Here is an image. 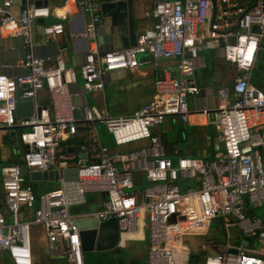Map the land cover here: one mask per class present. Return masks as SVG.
I'll return each instance as SVG.
<instances>
[{
	"label": "built area",
	"instance_id": "2783aa9c",
	"mask_svg": "<svg viewBox=\"0 0 264 264\" xmlns=\"http://www.w3.org/2000/svg\"><path fill=\"white\" fill-rule=\"evenodd\" d=\"M51 1L0 0V34L20 38L25 49L19 62L24 73L0 74V132L16 137L19 159L1 167L0 255L5 252L9 264H32L29 231L39 225L48 248L59 247L64 264H84L75 224L81 217L70 209L84 205L88 193L99 192L105 194L103 209L87 217L99 222L114 217L119 245L137 233L140 220H147L146 264H188L191 249L185 237L207 236L218 219L224 221L225 242L202 243L200 249L211 253L203 255L199 264H264V220L249 214L264 205L260 151L264 149V70L256 77V61L264 52V0H157L150 11L153 25L142 31L136 45L107 51H101L98 42L100 0H64L65 7L73 1L88 14L83 37L89 47L78 69L85 93L103 92L111 72L138 67V55L176 61L154 79L152 99L125 117H112L87 105L75 107L69 85L75 83L76 71L66 67L61 52L45 57L34 54L32 26L49 16ZM16 4L21 6L17 13ZM69 14L66 9L61 18ZM63 31L60 22L41 29L46 40ZM217 48L235 68L231 83L218 89V103L211 109L220 151L211 160L179 157L174 161L165 155L156 129L167 117L188 122L187 98L200 93L191 80L196 59L200 52ZM41 91L47 94V105L37 102ZM16 92L34 101L30 117H15ZM96 122L105 127L116 148L140 141L148 146L111 152L98 140ZM75 139L82 143L68 144ZM69 168L77 169V181L59 179L58 188L34 193L29 173ZM136 171L144 172L148 184L139 194L134 192ZM180 180L194 185L182 189ZM24 212L31 217L21 219ZM232 230L238 235H232Z\"/></svg>",
	"mask_w": 264,
	"mask_h": 264
},
{
	"label": "crops",
	"instance_id": "0c3cea01",
	"mask_svg": "<svg viewBox=\"0 0 264 264\" xmlns=\"http://www.w3.org/2000/svg\"><path fill=\"white\" fill-rule=\"evenodd\" d=\"M107 1L108 0H100L101 3ZM132 1V22L138 40L142 31L153 25L154 20L150 15V11L154 2L157 0ZM63 3L64 0H52L49 2V16L38 19L33 24L32 37L35 43L33 48L34 54L39 57L51 56L46 45L48 40H46V37L42 34L41 29L44 25L60 22L63 25V33L49 40L55 43L56 55L61 52L66 67H71L76 71V81L69 85L72 104L75 107H80L82 105L95 107L100 113L106 112L110 115L108 103H111V105L119 110L120 114L110 116H130L134 111L140 109L152 99L154 79L169 65H174L176 61H152L146 54L138 55L137 60L140 63L138 67L125 71L118 70L111 72L105 77L103 92L85 93L82 89V79L78 73V69L89 47V42L83 37L84 26L88 20V14L86 12H81L73 1H70L66 7ZM20 7L19 4H16L13 8L14 12L17 13ZM66 9L70 10V14L63 19L61 16L65 14ZM114 31L115 29L112 26L110 18L102 14L101 25L98 30V42L101 51L121 48L118 31ZM114 33H116V38L113 39ZM123 35H127V31H125ZM24 54L25 49L20 38L0 34V74H6L11 77L23 74L24 69L19 67V62ZM234 73L235 68L233 65L224 61L221 48L205 50L199 53L191 80L199 87L200 93L197 96H190L187 98L188 107L191 110L188 122L185 124L181 122L182 124H180L177 117H167L156 129L161 133L162 146L166 156L174 161L179 157L214 159L215 155L220 151V147L215 141L216 131L212 125L213 113L211 109L216 107L218 103V89L221 86L230 84ZM259 75L260 73L257 72L256 77L258 78ZM37 102L40 105L48 104V97L44 91L39 93ZM203 110L205 111L203 112ZM75 115L79 117L80 112L76 110ZM94 126L98 140L111 152H126L143 149L148 146L147 141H140L122 148H116L110 135V139H108L106 143H103L99 137L96 125ZM3 133L4 132H0V162H2L3 165L18 163L19 159L15 156L18 150L16 137L7 133L6 135L11 137L14 141V144H7L8 142L5 140ZM88 135L90 138L93 137L91 132H89ZM262 154L264 155V149H262ZM134 176L135 179L140 180L139 184L134 185V192L139 194V192L148 187V184L144 182L143 171H136ZM52 183V185L47 186L54 187L52 189L58 188V181ZM178 184L184 189L188 185H194V182L180 180ZM135 187L139 188L135 190ZM2 194L0 181V200ZM36 194H41L37 188ZM87 196H89L90 199H86L84 205L74 206L70 209L72 215L87 217L90 213L103 209L105 198L103 193L93 192L88 193ZM72 211H76V213ZM30 217L31 213L24 212L21 219L27 220ZM208 235L210 236V231ZM218 235L219 233L216 231L214 236L218 237ZM103 236L105 237L106 234H102V239ZM203 238L205 239V237ZM29 241L32 264H64V258L59 247L56 246L53 250L48 248L45 230L42 226H31ZM127 242L131 243L129 245L130 257H128L125 262L118 264H140L141 259H145L146 261L149 244L148 225L145 218L140 220L137 233L133 236L124 238L123 246L120 245L119 247L123 249L127 248ZM102 243L101 245H105V241ZM223 243L218 242L215 244L219 245ZM83 255L84 264L98 257L96 250L83 252ZM0 259L3 264H9V259L5 252L1 253Z\"/></svg>",
	"mask_w": 264,
	"mask_h": 264
},
{
	"label": "water",
	"instance_id": "95a60500",
	"mask_svg": "<svg viewBox=\"0 0 264 264\" xmlns=\"http://www.w3.org/2000/svg\"><path fill=\"white\" fill-rule=\"evenodd\" d=\"M37 5L40 3L37 2ZM102 14L108 16L112 22V26L119 35V42L121 48L132 47L136 45V35L133 28V1L132 0H108L101 3ZM127 31V35H123ZM114 33L113 39L116 38ZM48 52L51 56L56 55V46L54 41L48 40L46 43ZM264 55V52L262 53ZM15 117L17 119H25L31 116L34 111V101L31 98H20L18 92L15 93ZM39 112V107L37 108ZM180 124L181 120L177 117ZM85 158V155H81ZM19 162V161H18ZM25 174L24 169H22ZM77 169H61L50 170L47 172H31L28 174V180L34 182H57L59 179L63 181H77ZM134 185L139 184L140 180L134 178ZM105 195V194H104ZM181 220V219H180ZM170 222H174L173 217ZM75 224L79 229V237L81 241V248L83 252L102 251L114 249L119 242V231L117 227V220L112 217L106 221L99 222L96 218L81 217L75 219ZM106 234L103 236L102 234ZM105 241V245H101ZM103 244V243H102ZM250 249L254 247L253 244L244 242ZM235 253V250H230Z\"/></svg>",
	"mask_w": 264,
	"mask_h": 264
},
{
	"label": "rangeland",
	"instance_id": "374dc122",
	"mask_svg": "<svg viewBox=\"0 0 264 264\" xmlns=\"http://www.w3.org/2000/svg\"><path fill=\"white\" fill-rule=\"evenodd\" d=\"M264 68V55L262 53L259 54L257 61H256V72H259L260 69ZM109 104V112L110 115L112 116H116L119 113V110L116 109V107H114L113 105H111V103ZM96 129L98 131L99 137L101 139V141L103 143H106L108 141V139H110V134L107 133L105 127L100 123V122H96ZM3 135L5 137V140L8 142L7 144H14V141L12 140L11 137L7 136V132L3 131ZM14 137V136H13ZM260 151L262 152V149H260ZM3 163L0 162V181H1V167H2ZM190 180H186V182H189ZM34 184V186L39 190L40 193H44L46 191H49L50 189L54 188L52 186H47V185H52V182H34L32 183ZM137 188L139 187H135V190H137ZM86 199H90L89 196L86 195ZM82 206V205H80ZM73 213H76V211H72ZM255 213L256 216L262 220H264V205L260 208L255 209ZM216 226H214L212 224L211 228H210V236L215 234L217 230V228H215ZM232 235H237V231L236 230H232ZM225 240V237H223L222 233L221 235H218V241L223 243ZM185 242L189 245L190 249H191V254H199L201 252H203L204 254H210L211 252L209 251H202L200 249V246L202 243L205 242V239L201 236H187L185 237ZM130 242H127V248L123 249L120 248L119 244H117V246L114 249H109V250H102V251H97V259H91V262H88L86 264H118V263H123L125 262V260L130 257ZM189 263V262H188ZM140 264H146L145 259H141L140 260Z\"/></svg>",
	"mask_w": 264,
	"mask_h": 264
},
{
	"label": "trees",
	"instance_id": "16d2710c",
	"mask_svg": "<svg viewBox=\"0 0 264 264\" xmlns=\"http://www.w3.org/2000/svg\"><path fill=\"white\" fill-rule=\"evenodd\" d=\"M262 69L264 70V68H262ZM71 143L79 145V144L82 143V141L81 140H71V141L68 142V144H71ZM204 159L205 160H211V159H207V158H204ZM31 186H32V188L34 190V193L36 194V188H35L34 184L31 183ZM249 214H255L256 215L255 209H252ZM223 222H224L223 219H218L217 221H215L213 223V225L216 226L215 228L218 227L219 228V230L217 228L218 233L220 235L222 233L223 237H225L224 228H223ZM245 239H247V238L246 237H238V240H245ZM205 242L206 243H218L219 241H218V237L209 236L208 235V236H205ZM203 255H205L203 252H201L199 254L198 253L197 254H191L188 264H199L201 262V259H202Z\"/></svg>",
	"mask_w": 264,
	"mask_h": 264
}]
</instances>
